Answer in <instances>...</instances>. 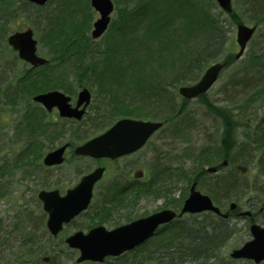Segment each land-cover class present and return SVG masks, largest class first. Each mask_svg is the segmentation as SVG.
I'll return each instance as SVG.
<instances>
[{"label": "rangeland", "instance_id": "374dc122", "mask_svg": "<svg viewBox=\"0 0 264 264\" xmlns=\"http://www.w3.org/2000/svg\"><path fill=\"white\" fill-rule=\"evenodd\" d=\"M13 1V0H12ZM11 1V2H12ZM61 0H50L45 7L41 8V13L37 12L36 16H32L31 21L21 25L15 21L12 26L18 28H26V26L30 25L32 28H38V37L41 36L42 42H47L45 40L46 31L45 25L47 23L46 18H39L40 15L43 13H49L50 11H55L58 9V5ZM139 1L137 0H113L115 3V11L112 13L113 18L111 22V26L109 30L105 32L104 36L97 40L98 46L100 48H104V40L106 37L113 31L111 30L112 26L120 25L125 22H129L131 25L128 34L132 35L134 40H138L136 47L138 48V52L126 53L122 52L120 55V62L114 61L112 65H119L118 68L123 65L122 67L123 74L119 78L120 81L115 84V87L120 90L119 88L126 86L129 90L130 86L124 84L123 82H128L130 79L134 78L132 74H130V70L132 64L129 63L132 61L129 56L134 57L135 62L141 65V68H144L140 75L142 74L143 78H148V80H153L156 85L163 86L166 88L171 97L175 99V104L173 108L169 107L167 104H164L163 107L159 112H157L158 117H153L156 119H161L166 121L164 127L159 130L147 143L143 149L139 150L135 154H133L132 160L136 161V163L131 167L129 170H138V169H146V175L150 178L158 177L160 179L159 183L155 186L160 188V192H164V190L168 193L164 195L165 198H157L159 196H151L149 194H144L141 200H139V204L133 208V211L126 210L127 215L137 214L136 216H143L146 213H151L153 211H157L159 208L165 207L164 205L171 199L175 201L182 202L189 193L190 183L196 179V176L199 175V172L202 171L206 166L212 164H218L219 162L216 159V154L219 152V148L222 147V135L225 133V122L224 119L220 116L219 113L214 112L211 108L208 107L207 103L214 105L216 108L218 107H228L229 105L232 106L234 104H239L242 101V90H240L241 94H238L237 91L234 89V85L230 81L234 77H241L239 70L243 66L246 65V60L251 55H255L259 57L260 55H264V24L262 26H258V31L255 36L250 40L248 45L244 50V54L241 58L236 60H232L239 50V46L236 40V24L230 25V31L227 32V40L226 43L221 50L220 54L215 58V60H209L200 68L193 66L191 69L192 72L195 73L194 78H187L184 79L182 83L173 84L172 82L173 77L176 76V80L181 79L183 75L181 73L185 72L184 70L187 69L189 66L188 64L195 59L196 53L201 52L202 47L206 44V42L211 38L212 33L208 30H203L196 25L192 30L182 32L180 38L186 37L188 40V44H190L192 50L191 52L188 51V55L183 53V48L173 47L172 40L169 41L168 37L171 38L173 33L172 31L169 32L170 23H164L166 17H168L172 21L177 22L180 25L181 21L183 20L184 16H174L173 13L169 14L166 12L165 5H169V3H164L163 0H142L143 3L139 5ZM196 1L198 8L201 10H206L212 17L213 12L219 13L220 8L216 2V0H194ZM17 2H21L20 0L15 1V5ZM82 2H85L82 1ZM173 3V2H172ZM171 3V4H172ZM90 4V2H89ZM147 4V5H146ZM184 6V4L181 2ZM91 5V4H90ZM79 6V5H77ZM92 6V5H91ZM144 7L149 9V13L147 16V20L142 19L140 17H133L134 9L137 7ZM185 7V6H184ZM233 7L235 11L238 13V17L240 20L246 24L253 25L254 19L253 12L251 5L248 0H233ZM37 9H29L26 5L25 7L22 6L20 11L22 13H27L32 15ZM168 10V9H167ZM19 11V12H20ZM142 11V10H141ZM20 12V13H21ZM126 14H131L132 17L125 18ZM93 17L95 18L98 16L97 12L93 10ZM23 19H26L25 16H20ZM39 19H37V18ZM164 24H163V23ZM204 22V21H203ZM93 23V21H92ZM91 24V29H92ZM134 27V29H133ZM124 28V27H122ZM48 29V28H47ZM90 29V31H91ZM42 31V32H41ZM109 32V33H108ZM178 35V33H176ZM186 40V41H187ZM147 45V46H146ZM171 47V48H170ZM40 54L43 56H47V53L44 52L41 48ZM13 51L7 47V43L4 39H0V63L1 65L5 63L3 68H0V73H5V83L11 80V77H16L20 74L22 69L21 63L15 64V62L10 61L13 57ZM230 55L233 58L230 61V65L222 68L221 72L219 73V77L216 82L212 85V87L206 92V94L202 97H195L194 99H186L183 98L179 93V85L184 84H192L195 80L199 79L203 74L205 68L210 63H214L217 61L225 60L226 56ZM188 56V57H187ZM187 57L185 60L184 58ZM69 60V59H68ZM124 61V62H123ZM8 62V63H7ZM74 60L70 61L69 68L71 64H73ZM123 62V63H122ZM8 70H7V69ZM171 70V71H170ZM252 70V69H251ZM88 73V78L83 80L84 83H88L89 85L95 84L93 78V70ZM128 71V72H127ZM253 71V70H252ZM188 72V71H187ZM239 72V73H238ZM187 74V73H186ZM1 75V74H0ZM95 75V74H94ZM178 75V76H177ZM162 80V81H161ZM69 82H73L74 85L78 82H82V80L76 78L75 76L72 79L69 78ZM173 84V85H172ZM123 85V86H122ZM138 85H136L137 87ZM233 86V88H232ZM240 86L237 88L239 89ZM111 95H108V102L109 105L107 106L108 102H100L98 98L92 100L91 105L89 106L90 112L84 118L83 125H87L86 120L90 119L91 116H95L97 111L100 113L105 114V112H110L113 120H115L120 115H123L122 112L128 111L124 107H119L121 104L119 103H112L110 102ZM2 98L0 96V169L2 168L3 160H9L10 158L15 157V154L23 148V143L25 140H29L25 133L22 134V139L20 142H17L18 136V129L15 127V120H19L20 123L22 122L21 114L25 110L26 103H29L28 100H21L22 104L17 106V109H13L12 106H8L7 103H2ZM131 101V100H130ZM134 108L137 107V103H140L139 100L134 99ZM98 105L103 106V109L97 108ZM127 104H124V106ZM128 106V105H127ZM261 111H264V104H258ZM96 107L94 113V108ZM115 107V109H114ZM33 108V107H32ZM183 109L181 113L176 114L178 109ZM121 111V112H120ZM84 128V134L89 135L88 137L97 134L99 131L93 129L92 131L88 128ZM244 127L240 125L235 126V135L238 136L240 142L245 140L243 138V131ZM176 132V133H175ZM89 133V134H88ZM174 133L176 135H174ZM69 128H68V136H69ZM41 135L44 136L43 133ZM17 136V138H16ZM68 138V137H66ZM66 138L60 140L64 142ZM55 144V143H53ZM59 144V143H58ZM46 145V146H45ZM41 146H45L44 148L50 150V142L47 140L41 141ZM42 147V148H43ZM43 148V149H44ZM204 149H207V152H203ZM239 147L235 146L231 148V166H229L226 170H222L225 173L226 177L232 176V172L234 171L237 173L236 177H240V181L242 182V174L241 172L237 171L236 165L240 164L241 166L248 167L247 172V181L248 183H253L254 176H257V172L255 169H252L251 164H247L245 159H252V157L246 155L243 152L239 151ZM203 154V156H202ZM259 155L258 153H256ZM256 155V156H257ZM207 159V160H205ZM85 165V168H82L83 171L89 172L93 167L92 163L86 160L77 164L78 167ZM249 165L251 166V170H249ZM63 168H68V163ZM25 170H29L27 167L23 169L15 170L16 173L14 174H6L0 181H3V184H6L4 187V192L0 195V222L2 223V229L0 231V236L4 237L3 240L0 239V258H7L11 259L13 257H17L18 254L22 256L28 255H39V254H49V253H60V261H57L61 264H88L87 261L83 263H77L76 258L78 256L76 249L70 248L64 242H61L60 239L53 237L47 232L46 228V219L47 214L44 213L42 209V203L38 199V191L42 189V187L47 186V174L48 171L40 170L35 175L26 174ZM74 171V170H73ZM231 171V172H229ZM59 172V170H57ZM129 172L125 175L129 177ZM84 173V172H83ZM168 173V175H164ZM112 172L109 173L108 179L112 180L111 177ZM78 174L74 171L71 174V180H78ZM231 178V177H230ZM228 178V179H230ZM215 175L214 176H207L202 175L199 179V189L202 192L207 194H217L223 196V200L226 199L224 194H227L231 197L229 201L224 202L223 200L219 202L220 206L228 210L229 203L233 200L237 201L239 204H244L247 200H253L254 198L259 197L260 195L256 193V188L250 190H245L244 188H236L233 187L229 190L224 191H217L215 190L216 183H215ZM244 179V178H243ZM105 180V181H106ZM227 179H224L226 181ZM245 180V179H244ZM44 181V184H43ZM104 181V182H105ZM104 182L97 188L100 190L103 187ZM233 179L228 181L229 185H232ZM261 182L257 183L259 185ZM2 184V185H3ZM47 188V187H44ZM243 189V190H242ZM159 192V193H160ZM158 193V194H159ZM162 196V195H161ZM214 196V195H213ZM219 201V200H218ZM31 215V217L29 216ZM45 216V219L42 220L41 216ZM205 215H202L204 217ZM30 217L34 219V222L27 221ZM244 221L242 218L238 217V221L236 226L241 228L237 232L236 235L230 239L224 247H222L218 252L215 259H213V263L217 261H227L229 264H254L252 261L246 259L240 260H232L230 257V252L235 245H237L238 241L240 242V236L243 238L242 240L251 238L250 235L247 234L244 228ZM183 235V230L180 226L170 227L168 231L164 230L163 232L158 233L154 239L147 242V246L144 247L139 254L145 255L148 254L147 250L151 247V250H158L159 245L162 243H169V241L176 240ZM29 240V241H28ZM28 241L29 243L25 246L22 242ZM150 250V251H151ZM4 256V257H3ZM135 254H128L126 259H123L124 264H135L134 258ZM111 259V258H110ZM109 260V259H108ZM107 260V261H108ZM119 262V260H110L112 264ZM175 262V261H174ZM11 264L10 262H8ZM7 263V264H8ZM38 264L37 262H35ZM107 263V262H106ZM0 264H5L3 260H0ZM13 264V263H12ZM39 264H44L43 262ZM53 264V263H52ZM93 264V263H90ZM97 264V263H95ZM105 264V262H104ZM148 264H153L149 263ZM154 264H164L159 261L154 262ZM175 264H193L188 261L182 260L181 263ZM197 264H201L198 262ZM221 264V262L219 263ZM261 264H264L261 263Z\"/></svg>", "mask_w": 264, "mask_h": 264}, {"label": "trees", "instance_id": "16d2710c", "mask_svg": "<svg viewBox=\"0 0 264 264\" xmlns=\"http://www.w3.org/2000/svg\"><path fill=\"white\" fill-rule=\"evenodd\" d=\"M11 1L12 0H0V38H4L6 35L4 32H6L8 28L6 22L8 20L7 18H13L16 15V13H14L17 5H15L16 0ZM82 1L84 0H61L57 10L41 15L47 19L45 25L46 36L44 38L47 42L43 43L49 52L52 62L41 68L26 72V75L14 83L15 85L10 87L8 91L11 90L12 93L24 92L26 94H32L53 88L64 89L68 87V83L66 82L67 77L64 76L60 78L55 76V74L60 72L61 74L75 72L78 74V79L83 82V80L89 76H81V74L93 70L94 73L91 77L93 81H95V84L107 93L111 91V102L114 104H121L118 108L121 109V107H124L128 110L122 112L123 115L153 118L158 117L156 116L157 112L163 110L161 107H163L164 104H167L172 109L175 104V99L171 97L166 88L156 85L154 79L150 81L148 78H143L144 76L142 77V74L140 75V72H142L144 68H141V65L135 62L134 57L129 56L132 60L129 63V65L132 64L129 72L134 78L130 79L128 82H123L126 85L129 83L128 87L130 86L131 90L126 86L119 88L120 90L114 88L116 83L122 82L119 78L123 74L122 67L124 66L121 65V67L118 68L117 66L119 65H112L111 61L112 63L114 61L120 62V55L122 52H126L127 54L138 52V48L136 47L138 40H134L133 37H130L132 35L128 34L127 31H129L128 28H130L131 25L127 21L123 24L112 26L111 30L113 31L106 37V40H104V48H100L98 43L93 42L91 37H89L91 24L94 19L92 15L93 10L89 4V0H85V2ZM136 1L137 0H134V2ZM151 1L153 0H150V2ZM166 1L169 3V5L165 7L167 13L169 12V14H171L172 12L174 16H184L180 25L170 20V18L167 23H170L169 32H173L171 33V38L168 37L169 41L172 40L173 47H184L183 53L188 55V51L191 52L192 48L190 44L187 43V38L184 37L181 39L179 33L181 34L186 31L190 32L196 25L202 30L204 28V30H208L212 33L211 38L202 47L201 52L196 53L194 56L196 61L194 60L193 63L190 62L188 64L189 67L184 70L185 72L181 73L182 75L184 74L183 77L181 79L177 78V80L176 76L173 77L172 82H174L173 84L175 85L177 83H182L187 76L194 78L195 71L192 72L189 70L193 66L200 68L209 60H215L218 54L222 52L221 50L224 45L229 41L226 37L227 32L230 31V25L241 22V20L236 11L227 15L220 10L219 13L213 12L211 17L206 10L198 8L194 0ZM248 1L252 8V19H254V24L262 26L264 24V0ZM141 3L144 4L142 0L139 1V5H141ZM4 9L8 12L7 18L1 11ZM41 10L43 9H39L40 13ZM148 11L149 9L147 7H137L134 9L133 17H140L147 20V16L150 14ZM129 17H132V15L126 14L125 18ZM176 33H178V35ZM187 57H185L184 60ZM232 58V56L227 55L225 59H228L230 63ZM72 60H74V62L69 68V63ZM232 60H234V58ZM245 63L246 65L239 70L240 74H242L241 77L237 75V77H234V79H236L235 81L233 79L230 81V84L232 83L234 85V90L237 91L238 94H241L240 90L243 89L241 103L218 108L210 103H207V105L214 112L219 113L222 119H224L226 130L221 139L224 156H228L231 148L238 146L240 152L252 157V159L248 158L244 161L252 165V169L256 170L257 176H254V181L251 184L246 180L247 176L242 175L241 182L240 177L237 178V173L233 171L231 173L232 176L230 175L231 178L229 177L230 179L226 181H224V178L222 179L221 176H218L216 178V184L219 191L223 186H233L239 189L246 186L251 189L256 188L258 192L264 193V185H257V183L264 178V111H261L263 109H260L258 106L259 103L264 104V55H260L259 57L251 55L247 58ZM136 85L138 86L136 87ZM238 86H240L239 89L237 88ZM134 99L140 101L135 108ZM124 104L128 106H124ZM178 113L179 110L176 114ZM237 124H241L245 129L243 131V138L245 140L242 139L241 143H239V140L234 136L233 132V127ZM203 152H207V149H204ZM231 179H233L232 185L226 184ZM179 226L183 230V235L178 238V241L173 240V242H169L160 251L161 254L162 252L165 253L159 256L161 263L169 264L171 262L175 264V262L181 263V261L184 260L193 264H197L198 262L201 264H209V260L216 254L217 247L226 239L224 237L213 238L217 230H210L205 225L200 226L192 222L190 226L182 224H179ZM185 232H188L189 235H185ZM51 257V263L56 262L57 257L55 255ZM0 260H3L5 264L8 262L11 264H34L37 258L33 255H28V257L17 256L11 259L7 257L3 259L0 258Z\"/></svg>", "mask_w": 264, "mask_h": 264}, {"label": "water", "instance_id": "95a60500", "mask_svg": "<svg viewBox=\"0 0 264 264\" xmlns=\"http://www.w3.org/2000/svg\"><path fill=\"white\" fill-rule=\"evenodd\" d=\"M32 1L37 4H43L47 0ZM218 1L224 10L228 12L232 11V0ZM92 4L102 15L94 23L95 28L92 32V37L95 38L100 36L107 28L114 4L111 0H92ZM237 31V42L240 44V50L237 52L236 58H239L244 53L243 51L247 46L248 40L253 36L256 30L255 27L246 26L241 23L238 25ZM32 34V29L25 32H18L10 36L9 41L15 49L20 51L22 58L28 62H32L34 65H41L46 62V59L37 55L36 40L32 38ZM225 65V63L216 62L215 65H212L206 70L203 78L194 86L181 87V93L187 97H195L205 93L216 81L219 72ZM89 98L90 92H88L87 89L83 90L80 94L78 105L82 104L83 101L87 103ZM35 99L46 104L49 109H52L57 103L63 114L69 113L70 104L67 103L69 97L59 91L43 93L36 96ZM83 112L84 109L79 111L77 113L78 117H81ZM162 124L163 123L157 121L151 122L123 118L105 133L78 146L77 152L85 155L90 154L94 157H118L121 156V154L131 153L143 146V143L153 134V131L161 127ZM64 148L65 147H62L53 153H49L45 157V163L53 164L62 161ZM223 164H227V162L224 161ZM215 170L216 167L208 168V171ZM102 172L103 168H100L90 173V175L83 177L79 185L75 189L70 190L69 195L64 198L56 196L54 192L41 193L45 208L51 213L48 224L54 232L61 227L59 223L63 217L75 214L80 211L81 208L86 207L92 195V187L94 183L100 179ZM59 200H62L63 203L60 204L58 202ZM57 205H62L61 209H65L64 214H60L61 210L60 208H56ZM234 206L236 205L233 204L232 207ZM207 209L218 211V208L213 206L210 197L197 191L196 183H193L191 193L184 203L182 212H197ZM174 216L175 212L171 209L158 211L157 213L146 216V218L136 219L113 231H106L104 227H97L92 229L88 235L78 233L69 240V243L70 245L79 246L81 248L82 251L79 261L84 259L102 261L106 255L115 256L126 251V249L135 248L152 236L159 224L172 220ZM252 233L254 239L245 242V244L239 248H235L232 253L233 257H248L255 259L256 262L264 260V228L258 224L252 225Z\"/></svg>", "mask_w": 264, "mask_h": 264}, {"label": "flooded vegetation", "instance_id": "af4514ba", "mask_svg": "<svg viewBox=\"0 0 264 264\" xmlns=\"http://www.w3.org/2000/svg\"><path fill=\"white\" fill-rule=\"evenodd\" d=\"M65 75L74 76V74L72 73H66ZM55 76L61 78L62 74H55ZM60 90L69 97L67 103L71 105L70 109H74L79 100V87L75 86L72 88H60ZM101 93V91H97L96 93L92 92V99H94L96 95V98H98L100 102H103ZM27 96L31 99L29 103L25 104L27 109H32L34 103L37 107L42 109V115L44 117L43 123H45V125L49 127V130L44 136L45 140H47V142H50L49 148L51 149L49 151H54L57 147L64 146V160L56 164L45 165L43 163V155L41 157H38V155L35 154L32 157L23 158L15 156L13 158H10L9 160H3L4 162L2 163V168L0 169V171L3 170L8 174H14L16 173L15 170L27 167L29 170H25L26 174L35 175L40 170H47L48 174L46 177V181L47 184H49L47 186H44L47 188L42 187V189L39 191L48 190L54 192L56 196H58L59 194V196L62 197L65 196L69 192V190L77 186L84 175L97 168H103L100 179L93 186L94 192L91 199L95 202H93L91 206H89L86 210L82 211L78 216L72 218L69 223H63L62 228L57 234L58 239L66 240L75 231L82 230L84 232H87L91 230L92 227L99 225H104L107 229L112 230L116 227L124 225V223L134 221L137 218L146 217V215L155 213L159 210L171 208L172 204L170 202V199L164 205L165 207L159 208L157 211L146 213V215L143 216H136L137 214L133 215V213L132 215H127L126 210L130 209L131 211H133V208L139 204L140 199H138L137 197L138 186L143 187V190H145L147 187L150 188L151 185L154 186L157 182L160 181L158 177H148L146 175L145 168L129 172L128 169L133 167V165L136 163V161L132 160L133 154H135L139 150L129 154H123L122 156L116 158H97L77 153L78 145L83 141L85 142L86 136L84 135L83 130V127L85 126L83 125L84 119H79L74 115H62V113L60 112V106L57 103L52 109H48L45 105H42L40 102H37L33 99L35 96L34 94L27 93ZM22 99L24 100L22 96L18 99L17 95L11 94L9 98L7 97L6 99H4V101L8 104V106H12V108L16 110L17 106L22 104ZM96 116L86 120V126L91 124L93 126L92 129H96L97 131H99L97 134L92 135V137L107 130L110 126V122H112V125L115 122L111 115H98V117ZM15 122H17V120ZM68 128L70 133L69 136ZM64 138H66V140L64 142H61L60 144V140ZM35 142H37V140L29 141L30 144H34ZM84 160L88 161V163H92L91 167L93 168L89 170V172L83 171L82 168H85V165L80 167L77 166L78 163ZM67 163L68 168H63L65 165H67ZM57 170H59V172H57ZM73 170L78 174V180L70 179L71 174L74 172ZM110 172H112L110 177L112 178V180H106L108 179L107 177L109 176ZM128 172L129 177H126L125 175ZM102 182H104L103 187H101L100 190H97ZM140 197L142 199L143 197H145V195L142 194L140 195ZM160 197L165 198L164 195L157 198ZM245 205L246 210L242 211L237 209L238 207H234L232 210L230 208L228 210H222L221 213L203 211L200 213H190L189 215L183 214L179 217V219L183 223L186 222V224L189 223L190 218L195 222H201V220L207 221L208 223H211V226H208L210 230H217V233H215L213 238H223L233 237L239 230H241V228L236 226L239 215L240 218L245 220L243 227L246 228L245 231L247 232V234L253 235L252 225L258 224L259 226L264 228V200H260L257 202L249 201ZM176 209H178L177 213H179L181 208ZM243 212L245 213L242 215ZM202 215H205L208 218L211 216L216 218H211L208 221L206 218L202 217ZM164 254L165 253L162 252L161 255ZM159 256V252L154 253L153 260H155V258L158 260Z\"/></svg>", "mask_w": 264, "mask_h": 264}]
</instances>
